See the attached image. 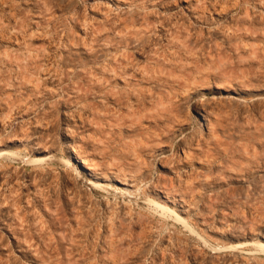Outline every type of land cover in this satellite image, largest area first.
<instances>
[{
	"label": "rangeland",
	"instance_id": "obj_1",
	"mask_svg": "<svg viewBox=\"0 0 264 264\" xmlns=\"http://www.w3.org/2000/svg\"><path fill=\"white\" fill-rule=\"evenodd\" d=\"M0 264H264V0H0Z\"/></svg>",
	"mask_w": 264,
	"mask_h": 264
},
{
	"label": "bare ground",
	"instance_id": "obj_2",
	"mask_svg": "<svg viewBox=\"0 0 264 264\" xmlns=\"http://www.w3.org/2000/svg\"><path fill=\"white\" fill-rule=\"evenodd\" d=\"M76 156H77V158H79V159H81L82 161H83V163L84 164H87L88 162L86 161V159H84L83 157H82V155L77 151V153H76ZM45 158V157H44ZM43 158H40V159H37L36 160V163H41V162H44V160H46V158L44 159V160H42ZM88 168H90L91 169V167L89 166ZM88 183H89V185H91V186H94V187H98V188H104V189H110L111 188V184H101V183H99V182H93V181H88ZM145 184V183H144ZM120 191H123V192H126V194L127 193H129L130 195L132 194L131 192H129L128 191V189L127 190H123V189H121V188H118ZM140 189V188H139Z\"/></svg>",
	"mask_w": 264,
	"mask_h": 264
}]
</instances>
